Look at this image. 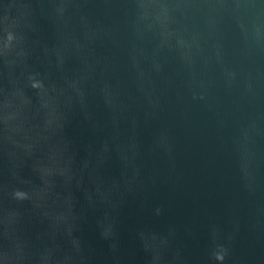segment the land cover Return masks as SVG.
<instances>
[{
  "label": "water",
  "instance_id": "1",
  "mask_svg": "<svg viewBox=\"0 0 264 264\" xmlns=\"http://www.w3.org/2000/svg\"><path fill=\"white\" fill-rule=\"evenodd\" d=\"M0 264H264V0H0Z\"/></svg>",
  "mask_w": 264,
  "mask_h": 264
},
{
  "label": "clouds",
  "instance_id": "2",
  "mask_svg": "<svg viewBox=\"0 0 264 264\" xmlns=\"http://www.w3.org/2000/svg\"><path fill=\"white\" fill-rule=\"evenodd\" d=\"M217 258H218L219 260H221V261L224 259V257H223L222 255H221V256H218Z\"/></svg>",
  "mask_w": 264,
  "mask_h": 264
}]
</instances>
